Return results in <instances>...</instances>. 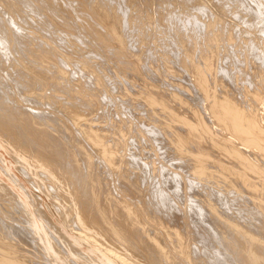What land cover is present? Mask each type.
Segmentation results:
<instances>
[{
  "label": "bare ground",
  "instance_id": "obj_1",
  "mask_svg": "<svg viewBox=\"0 0 264 264\" xmlns=\"http://www.w3.org/2000/svg\"><path fill=\"white\" fill-rule=\"evenodd\" d=\"M0 147V264H264V0H0Z\"/></svg>",
  "mask_w": 264,
  "mask_h": 264
},
{
  "label": "rangeland",
  "instance_id": "obj_2",
  "mask_svg": "<svg viewBox=\"0 0 264 264\" xmlns=\"http://www.w3.org/2000/svg\"><path fill=\"white\" fill-rule=\"evenodd\" d=\"M31 12H32L31 10H29V9L27 10L26 9V14L28 16L32 15ZM27 15H26V17H27ZM122 78H124V77H122ZM0 155L2 157V162L0 163V176H1V178L5 182L10 184V179L3 172L5 170L8 173H10L12 176L18 177L20 182L27 188V190H28V192L30 193L31 196H33L34 194H37V195L41 196L43 198V203H44L43 207H45L47 213L52 217V219H53L54 223L57 225V227H59L62 230V232L68 238H70L72 241L77 242L78 244H80V247H81V249L83 251L90 252V250L88 248H86L85 246H83V244L81 242H79V239L76 237V235L73 232H71L70 228H68V226L65 224L63 218L61 219V216H59L60 214L58 213L59 215H57V210H56V208H54L55 206L52 205L53 203L51 202L50 199L48 200L49 197L48 196L46 197V195H44L45 193H43V191H40L41 193L38 192L39 190L37 191V189H34L35 187H33L31 184H29L28 180L21 173H19L18 170L16 169L17 166H16V163H15V160L11 157V155L9 156V153L7 151H5L2 147H0ZM1 169H3V171ZM19 193H20V195L23 198L25 193H23L22 191H20ZM31 214H32L33 218L36 217L35 213L33 212V209H31Z\"/></svg>",
  "mask_w": 264,
  "mask_h": 264
}]
</instances>
